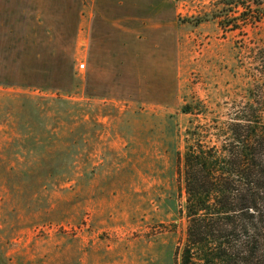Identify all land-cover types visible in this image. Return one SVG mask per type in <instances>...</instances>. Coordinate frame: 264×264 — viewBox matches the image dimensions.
Masks as SVG:
<instances>
[{
	"label": "rangeland",
	"instance_id": "rangeland-1",
	"mask_svg": "<svg viewBox=\"0 0 264 264\" xmlns=\"http://www.w3.org/2000/svg\"><path fill=\"white\" fill-rule=\"evenodd\" d=\"M82 1L0 0V264H179L191 128L264 122V0Z\"/></svg>",
	"mask_w": 264,
	"mask_h": 264
},
{
	"label": "trees",
	"instance_id": "trees-1",
	"mask_svg": "<svg viewBox=\"0 0 264 264\" xmlns=\"http://www.w3.org/2000/svg\"><path fill=\"white\" fill-rule=\"evenodd\" d=\"M223 126L221 146L196 127L187 140L179 264H264V122L250 108Z\"/></svg>",
	"mask_w": 264,
	"mask_h": 264
},
{
	"label": "crops",
	"instance_id": "crops-1",
	"mask_svg": "<svg viewBox=\"0 0 264 264\" xmlns=\"http://www.w3.org/2000/svg\"><path fill=\"white\" fill-rule=\"evenodd\" d=\"M33 7L27 9L31 14L39 16L45 19H62L64 20L62 27H69V10L73 11V8H69V0H36ZM82 0H77L76 10L81 14L82 12ZM57 22H53L50 26L56 25ZM85 63L82 64L84 68Z\"/></svg>",
	"mask_w": 264,
	"mask_h": 264
}]
</instances>
